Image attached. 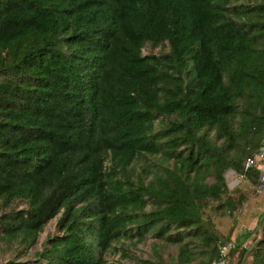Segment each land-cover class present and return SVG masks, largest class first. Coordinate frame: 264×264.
I'll return each mask as SVG.
<instances>
[{
  "label": "trees",
  "instance_id": "1",
  "mask_svg": "<svg viewBox=\"0 0 264 264\" xmlns=\"http://www.w3.org/2000/svg\"><path fill=\"white\" fill-rule=\"evenodd\" d=\"M263 138L264 0H0V264H264Z\"/></svg>",
  "mask_w": 264,
  "mask_h": 264
},
{
  "label": "rangeland",
  "instance_id": "2",
  "mask_svg": "<svg viewBox=\"0 0 264 264\" xmlns=\"http://www.w3.org/2000/svg\"><path fill=\"white\" fill-rule=\"evenodd\" d=\"M260 153V152H258ZM264 167V164H263ZM225 178L227 181V184L230 188H233L235 185L240 184L241 181V175L235 172L233 169H228L225 172ZM250 192L249 199L245 202L242 209L236 214L235 219V227L232 232V238H235L237 234L240 232L248 229V228H254L257 222V217L259 215V212L264 210V182L259 179V183L255 184L254 186H246ZM230 222L232 223L233 220L229 217H225L222 221L219 222V226L222 229H226ZM55 218L50 220L46 226L44 227L43 232L40 234L39 240L43 239L45 234L48 231H55L54 227ZM259 232L257 230H254L253 233L243 242V244H247L250 242L251 238L257 237ZM234 241V239H232ZM5 243L0 242V262L3 261L7 256H12V253L8 251L7 248H5ZM149 243L146 241L140 242L138 246L133 250V252H136L138 255L146 256L149 254ZM174 248L168 247L165 250L166 257H170L172 255ZM26 258H33L31 256V253L29 255H25ZM117 257V254H108L109 259H115ZM124 264H133L131 260H123Z\"/></svg>",
  "mask_w": 264,
  "mask_h": 264
},
{
  "label": "built area",
  "instance_id": "3",
  "mask_svg": "<svg viewBox=\"0 0 264 264\" xmlns=\"http://www.w3.org/2000/svg\"><path fill=\"white\" fill-rule=\"evenodd\" d=\"M261 152L257 154V158L259 160H261V162L264 164V141H263V144L261 146ZM256 160L255 157H247L246 158V161H245V165H249L251 163H253L254 161ZM259 179L262 180L264 182V170H261L260 172V175H259ZM232 244L229 242L227 243L226 245H223L222 248H221V251L222 252H226L228 250V248L231 246ZM222 262L221 261H218V262H214L213 264H221Z\"/></svg>",
  "mask_w": 264,
  "mask_h": 264
},
{
  "label": "clouds",
  "instance_id": "4",
  "mask_svg": "<svg viewBox=\"0 0 264 264\" xmlns=\"http://www.w3.org/2000/svg\"><path fill=\"white\" fill-rule=\"evenodd\" d=\"M263 140H264V138H263ZM262 144H263V143H261V146H262ZM258 150H261V147H260ZM258 150H257V154H258V152H259ZM261 170H264V167H263ZM260 172H261V171H260Z\"/></svg>",
  "mask_w": 264,
  "mask_h": 264
},
{
  "label": "water",
  "instance_id": "5",
  "mask_svg": "<svg viewBox=\"0 0 264 264\" xmlns=\"http://www.w3.org/2000/svg\"><path fill=\"white\" fill-rule=\"evenodd\" d=\"M264 140L261 141V143H263ZM259 152H261L262 150H258Z\"/></svg>",
  "mask_w": 264,
  "mask_h": 264
}]
</instances>
